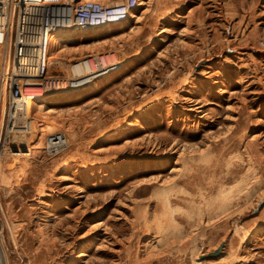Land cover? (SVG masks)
<instances>
[{
	"label": "rangeland",
	"instance_id": "1",
	"mask_svg": "<svg viewBox=\"0 0 264 264\" xmlns=\"http://www.w3.org/2000/svg\"><path fill=\"white\" fill-rule=\"evenodd\" d=\"M141 2L123 25L54 37L67 79L93 56L123 68L90 90L48 93L30 112L44 132L21 135L31 122L14 129L0 110V262L264 264V0ZM58 133L59 147L47 139ZM18 139L30 159L13 156ZM249 167L246 191L218 202L219 183Z\"/></svg>",
	"mask_w": 264,
	"mask_h": 264
},
{
	"label": "built area",
	"instance_id": "2",
	"mask_svg": "<svg viewBox=\"0 0 264 264\" xmlns=\"http://www.w3.org/2000/svg\"><path fill=\"white\" fill-rule=\"evenodd\" d=\"M138 4L139 0H122L112 5L91 0H0V40L5 33L13 44L10 66L4 62L6 66L0 70V91L6 84L10 93L9 102L11 98L13 100L10 105L8 103L10 112L27 89L35 88L31 83L33 80L39 81L40 87L50 86L53 91L70 89L73 79H67L66 73L58 71L62 64L49 61L50 42L58 32L72 28L82 31L120 25L137 9ZM52 69L57 70L56 74L63 75L54 74ZM47 139L58 147L67 141L60 134L48 136ZM43 150L54 156L61 149ZM1 251L0 245V254Z\"/></svg>",
	"mask_w": 264,
	"mask_h": 264
},
{
	"label": "bare ground",
	"instance_id": "3",
	"mask_svg": "<svg viewBox=\"0 0 264 264\" xmlns=\"http://www.w3.org/2000/svg\"><path fill=\"white\" fill-rule=\"evenodd\" d=\"M91 1H93V0H91ZM122 0H118V1H114L113 2V4H117V3H119V2H121ZM140 1L141 0H139V4H138V7H137V9L135 10V11H133L132 13H131V15L129 16V18L127 19V20H125V21H123L122 23H120V25H123V24H125V23H127V22H129V20L132 18V16H133V14L138 10V8L139 7H141V6H143V5H147V4H145L144 2H141L140 3ZM146 12V11H145ZM11 25H12V23H11ZM110 26H115V25H110ZM107 27H109V26H103V27H100V28H98L97 30H100V29H103V28H107ZM11 28V27H10ZM71 30H75L76 32H85V31H91V30H77V29H75V28H72V29H69V30H65L66 31V33H71ZM96 29H93L92 31H95ZM9 32H10V29H9ZM58 33H60V32H58ZM57 36V35H56ZM64 37V39L65 38H69L70 39V36H67V37H65V36H63ZM2 40H0V55H1V58H2V60H1V65H0V70H1V68L3 69L5 66H6V64H8V67L10 66V61H11V53H12V47H13V44H12V40L11 39H8V37L5 35V33H4V38H1ZM54 39V37L51 39V42H50V46H49V54H50V62L52 61V53H51V51H53V49L54 48H57V46H53V44H52V40ZM105 58H109V56H107V57H102V58H100V57H95V56H93V57H91V58H88V59H80V60H78V61H76L75 63H74V65L72 66H70L71 68L70 69H72V68H76V67H78V68H82V67H85V68H87V67H89V68H87V70L85 69L84 71H83V73H81L80 74V76L78 75V76H76V77H74L73 76V78H71V80L73 79V81L70 83V89H67V91H65V90H63V89H60L61 91H53L51 88H50V86H49V89L50 90H52V92H49L48 90H47V88H44V87H40L41 86V84H40V82L39 81H37V80H33V82H31L33 85H35V88H32V89H27L25 92H24V94H23V96H22V98L18 101V103L15 105V107H14V109H13V111H11L10 112V108H7V105H8V103H9V105H10V102H12L13 100H12V98H11V100H10V102H9V96H10V93L7 91L8 90V86L6 85V84H4L3 85V88H2V91H0V110L1 109H3V107L5 106V104H7L6 105V109H7V113H8V117L10 118V126H12L13 125V128L15 129V126L18 124L17 123V121H19L20 122V120H25L28 124H30L29 122H31V125H29L27 128H25L24 130L25 131H23V132H17V133H19V134H23V135H25V134H27V133H37V131H38V129H40V131H45V129L43 128V129H41V128H38V126L36 127L34 124H33V122L31 121V117H32V115H31V113L30 112H32L33 110L34 111H38V110H41V109H46L47 108V106H45V100H47V96L50 94V93H53V92H59V94H61V96H64V97H66V96H68V92H70V91H81L82 89L84 90V91H86V90H90V88L93 86V81H96V80H98V79H105V80H107L115 71H119L120 69H122L123 68V65H121V63L120 62H118L117 60L115 61V63H113V61H110L109 59L107 60V62L106 61H104V59ZM60 60H54L53 62H59ZM6 64H5V63ZM34 62H35V58H34ZM108 62H110L109 64H106V63H108ZM60 64H61V62H59ZM90 63H91V65H90ZM112 63V64H111ZM94 66H95V68H94ZM71 72V71H70ZM73 75V74H72ZM83 76V77H82ZM68 79H69V77H68ZM44 86V85H43ZM46 87V86H45ZM34 89H40V91L41 90H43L44 92H41V93H44V94H39L38 96H31V93H33V91H34ZM45 90H47L46 92L47 93H45ZM49 93V94H48ZM36 101H43V102H41V103H39V102H36ZM41 105H44V106H41ZM5 108V107H4ZM24 121V122H25ZM26 123V124H27ZM34 127H33V126ZM12 128V127H11ZM30 133V134H31ZM58 134H60V135H63L62 133H58ZM57 134V135H58ZM11 135V134H10ZM20 135V136H21ZM64 136V135H63ZM65 137V136H64ZM8 138H9V136H8ZM25 138V137H24ZM9 140V139H8ZM16 140V139H15ZM19 140V139H18ZM21 140H19L18 142H20ZM23 141V140H22ZM22 141L19 143V146H17L16 148H17V150H15V153L13 154V156L14 157H16V158H18V159H24V157H29V159L31 158V156L32 155H34L35 154V152L33 153V151H34V149L32 148V150H31V152L30 153H27V152H25L26 151V148L25 147H27L28 145H23L24 143H25V141L22 143ZM17 142V143H18ZM49 143H51V144H53L54 142H51V141H48ZM47 142V143H48ZM11 144H13L12 142H10ZM22 143V144H21ZM20 144H21V146H20ZM53 149V148H52ZM37 152V151H36ZM26 153V154H25ZM37 154V153H36ZM35 156H37V155H35ZM234 158H235V156H233L232 155V157H230L229 158V160L230 161H233L234 160ZM29 159L28 160H26V161H29ZM23 162V161H22ZM229 162V161H228ZM25 163V162H24ZM27 163V162H26ZM25 163V164H26ZM246 172L244 173V174H242L241 176H239L236 180H234L233 182H230V183H219V186H218V188H217V191L219 192V198H218V202H220V201H224V200H226V202H231V199H234L233 197L234 196H237L238 197V195L240 194V193H242V191L244 190L243 189V187H244V185L248 182V180L250 179V178H252L255 174H253V173H255L254 171H255V169L253 168H250L249 167V169H247V170H245ZM253 178H255V176L253 177ZM218 185V184H217ZM170 188V187H169ZM169 188L166 190L165 189V192H164V195H166V197H165V199L163 200L164 202H163V210H164V215L163 216H168V214L170 213V212H172V210H173V208H172V205H171V202H170V200H169V193L171 192V191H169ZM248 188V187H247ZM171 190V189H170ZM244 191H246V190H244ZM162 192V191H161ZM166 193V194H165ZM172 193V192H171ZM160 194V193H159ZM161 195V194H160ZM175 196V195H174ZM217 196V195H216ZM236 199V198H235ZM215 200H217V198L215 199ZM161 201H162V199H161ZM225 202V203H226ZM233 202V201H232ZM231 202V203H232ZM221 203V202H220ZM230 203V204H231ZM217 204V203H216ZM223 207H225V206H227V205H222ZM223 207H221L220 206V208L221 209H225V208H223ZM228 207V206H227ZM226 207V208H227ZM220 208H218V209H220ZM209 209V208H208ZM210 209H212V208H210ZM220 209V210H221ZM219 210V211H220ZM225 210H227V209H225ZM225 210H224V212H225ZM222 212H223V210H221ZM217 212V214H218V211H216ZM174 213H176V212H174ZM227 213V212H226ZM171 214V213H170ZM169 214V215H170ZM210 214H211V212H210ZM213 214V213H212ZM214 214H216V213H214ZM213 214V215H214ZM229 215V214H228ZM216 216V215H215ZM215 216H212L213 217V220H214V218H215ZM218 216V215H217ZM187 217V216H186ZM191 217V216H190ZM201 218V216H198V218ZM210 217L211 216H209V219H210ZM164 218V217H163ZM161 219V218H160ZM208 219V218H207ZM208 219V220H209ZM212 219V218H211ZM172 220V219H171ZM169 218L168 219H165L164 220V222L161 220V222H160V224H157V226H156V229H158V235L156 234V236H155V238H154V240L152 239V241H151V244H150V247L153 249V248H155L154 246L156 245V243L157 242H159L160 243V241H159V239H160V234L162 235L163 233H166V230H167V228L166 227H168V230H169V225L171 224V222L173 223V221H171ZM199 221L200 220H204V222H205V219H198ZM207 220V221H208ZM212 220H210V222H211ZM157 222V221H156ZM154 224H155V222H153ZM200 223V222H199ZM209 223V222H208ZM203 225L205 224V223H202ZM207 224V223H206ZM205 224V225H206ZM171 225H173V224H171ZM165 228H166V230H165ZM171 228V227H170ZM174 228H176V227H174ZM199 228H201V227H199ZM203 228H204V226H203ZM155 229V230H156ZM165 232H164V231ZM162 231H163V233H162ZM205 231V230H204ZM201 232H202V230H201ZM154 233V232H153ZM180 233V232H179ZM203 233V232H202ZM199 234V233H198ZM204 234V233H203ZM188 238V237H187ZM193 238V237H192ZM153 242V243H152ZM187 244V243H186ZM159 245V244H158ZM157 246V245H156ZM164 246V245H163ZM179 248V247H178ZM183 248V247H182ZM186 248V247H185ZM150 249V248H149ZM156 249V248H155ZM184 250H186V249H184ZM2 252V251H1ZM2 255L0 254V257H1ZM83 257H86V254H83V255H81L80 257H79V259H82ZM0 264H5L4 263V261H2L1 260V262H0Z\"/></svg>",
	"mask_w": 264,
	"mask_h": 264
}]
</instances>
